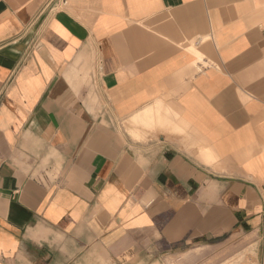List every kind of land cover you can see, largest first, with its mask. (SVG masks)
Segmentation results:
<instances>
[{
    "label": "crops",
    "instance_id": "0c3cea01",
    "mask_svg": "<svg viewBox=\"0 0 264 264\" xmlns=\"http://www.w3.org/2000/svg\"><path fill=\"white\" fill-rule=\"evenodd\" d=\"M0 0V264H161L264 231V0Z\"/></svg>",
    "mask_w": 264,
    "mask_h": 264
},
{
    "label": "rangeland",
    "instance_id": "374dc122",
    "mask_svg": "<svg viewBox=\"0 0 264 264\" xmlns=\"http://www.w3.org/2000/svg\"><path fill=\"white\" fill-rule=\"evenodd\" d=\"M181 249L158 259L161 264H264V231L223 235Z\"/></svg>",
    "mask_w": 264,
    "mask_h": 264
},
{
    "label": "built area",
    "instance_id": "2783aa9c",
    "mask_svg": "<svg viewBox=\"0 0 264 264\" xmlns=\"http://www.w3.org/2000/svg\"><path fill=\"white\" fill-rule=\"evenodd\" d=\"M53 3L54 4L51 5L50 11L57 12L65 6L66 0H54Z\"/></svg>",
    "mask_w": 264,
    "mask_h": 264
}]
</instances>
